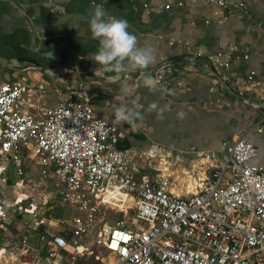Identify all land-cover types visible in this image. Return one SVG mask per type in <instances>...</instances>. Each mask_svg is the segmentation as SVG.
Instances as JSON below:
<instances>
[{"label": "built area", "instance_id": "obj_1", "mask_svg": "<svg viewBox=\"0 0 264 264\" xmlns=\"http://www.w3.org/2000/svg\"><path fill=\"white\" fill-rule=\"evenodd\" d=\"M157 1V9L184 6ZM203 1L218 25L227 13L253 17L244 0ZM143 7L152 5L144 1ZM255 26L264 35L262 23ZM236 51L230 44L207 57L218 71L230 67ZM254 76L250 71L245 82ZM156 78L173 92L185 86L177 66ZM27 92L24 83L0 78V186L23 185L25 159L33 156L41 175L54 179L57 204L74 214L36 220L33 206L18 211L27 215L25 230L0 238V264H82L89 258L98 264H264V165L252 163L256 149L249 140L238 136L220 150L190 146L160 154L161 167L149 174L117 147V126L94 111L87 95L35 114L23 109ZM254 131L264 135V125ZM6 208L0 199L2 230L12 221ZM108 214L116 216L112 223ZM101 248L113 258L104 261Z\"/></svg>", "mask_w": 264, "mask_h": 264}, {"label": "crops", "instance_id": "obj_2", "mask_svg": "<svg viewBox=\"0 0 264 264\" xmlns=\"http://www.w3.org/2000/svg\"><path fill=\"white\" fill-rule=\"evenodd\" d=\"M144 1L152 7L144 8ZM168 1H182L184 6L157 9V0H0V78L24 83L28 97L30 91L39 93L34 102L25 99L23 108L35 114L68 97L87 95L94 111L117 126V147L129 150L132 162L149 174L161 167L158 157L164 151L190 146L220 150L223 142L238 136L254 145L252 163L264 165V135L254 131L264 125V35L255 26H264V0H244L253 17L227 13L222 25L203 0L159 3ZM100 3L109 16L128 21L139 46L155 50L156 60L146 70L155 78V91L142 85L138 72L125 77L95 74L99 66L90 56L98 41L91 36L88 20ZM176 39L181 42L169 44ZM230 44L238 57L229 68L214 70L207 55ZM202 50L205 54L198 55ZM171 66H177L185 80L176 92L156 78L158 71ZM250 71L255 76L246 83ZM122 88L129 89L126 96ZM132 100L141 106L135 127L115 123L113 109ZM14 223L12 218L6 238L24 232V225L20 232L11 229Z\"/></svg>", "mask_w": 264, "mask_h": 264}, {"label": "clouds", "instance_id": "obj_3", "mask_svg": "<svg viewBox=\"0 0 264 264\" xmlns=\"http://www.w3.org/2000/svg\"><path fill=\"white\" fill-rule=\"evenodd\" d=\"M88 29L93 39L98 41V47L90 56L99 67L95 74L113 72L121 77L138 72V80L150 92L156 90V81L152 74L146 71L156 60L155 50L148 46H139L138 37L129 30L128 21L115 15L109 16L104 4H97L88 20ZM129 89L122 88L121 95H127ZM140 105L132 100L129 103L120 102L113 109L114 121L117 124L127 123L135 127L141 118ZM156 107L155 104L152 105Z\"/></svg>", "mask_w": 264, "mask_h": 264}, {"label": "rangeland", "instance_id": "obj_4", "mask_svg": "<svg viewBox=\"0 0 264 264\" xmlns=\"http://www.w3.org/2000/svg\"><path fill=\"white\" fill-rule=\"evenodd\" d=\"M38 94L39 93L30 91L29 97L25 94L24 98H29L30 102H34L39 97ZM164 153H166V151H164L163 154ZM25 160L26 165L23 185L16 188L10 186L9 184L6 185V187L0 186V199L4 202V205H7L8 208H6V210L10 217L15 220V223L14 225H12L11 229H14V231L16 230L17 232H20L22 230L21 227H23L24 224L21 223H23V220L27 219V215L26 213L20 214L18 211H23L30 205L34 207L33 212L37 216L36 220H39L41 217L46 216L47 213H51L52 216L57 218H70L74 214L72 208L68 206L61 207L56 202L57 197L55 199L53 198V195L58 188L55 184L54 179L49 176L44 177L41 175L40 167L38 166L35 157L28 156ZM18 198L21 199L20 204L12 207V205L15 201H17ZM45 200L47 201L46 204L44 203ZM53 204L57 206H54ZM19 208H21L22 210ZM23 215L24 217H22ZM115 217L108 214L107 218L109 223H112V220ZM29 221L34 224L33 220ZM34 226H36V223L34 224ZM7 229L8 226L6 230L0 229V238L5 236V232L7 231ZM98 253L104 258V261H108L110 258H113L111 255H108V253L102 248L98 249ZM80 263L98 264L92 258L86 259V261L85 259H81Z\"/></svg>", "mask_w": 264, "mask_h": 264}, {"label": "bare ground", "instance_id": "obj_5", "mask_svg": "<svg viewBox=\"0 0 264 264\" xmlns=\"http://www.w3.org/2000/svg\"><path fill=\"white\" fill-rule=\"evenodd\" d=\"M162 163H163V167H164V169L166 170V160L163 158V160H162ZM191 189V188H190ZM192 190H194V189H192ZM20 198H18V200H19Z\"/></svg>", "mask_w": 264, "mask_h": 264}, {"label": "trees", "instance_id": "obj_6", "mask_svg": "<svg viewBox=\"0 0 264 264\" xmlns=\"http://www.w3.org/2000/svg\"><path fill=\"white\" fill-rule=\"evenodd\" d=\"M7 233V231L5 232V234Z\"/></svg>", "mask_w": 264, "mask_h": 264}]
</instances>
